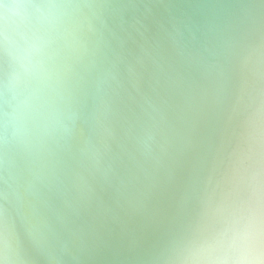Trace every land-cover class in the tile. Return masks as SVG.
Here are the masks:
<instances>
[{
  "label": "water",
  "instance_id": "95a60500",
  "mask_svg": "<svg viewBox=\"0 0 264 264\" xmlns=\"http://www.w3.org/2000/svg\"><path fill=\"white\" fill-rule=\"evenodd\" d=\"M46 1L35 14L43 17L41 39L50 41L44 51L55 56L49 79H58L67 66L79 71L53 119L51 108L59 83L52 88L47 87L46 78L32 83L31 90L16 102L15 127L7 139L15 142L21 158L28 150L19 165L15 159L13 166L0 163V207L13 233L14 262L169 264L188 235V227L182 226L188 224L190 207L182 221L184 203L181 211L180 205L166 217L157 216L155 210H148L138 186H128L125 169L141 155L146 142L143 132L160 124V142L169 135V124H174L173 74L169 69L162 78L161 65L166 58L174 59L201 72L209 63L232 54L231 37L239 42L241 34L256 26L264 15V0L248 10L250 13L244 9L254 5L252 0ZM67 2L72 5L69 10ZM239 15L242 29L230 35L229 27ZM70 33L72 39L68 40ZM95 40V49H85ZM226 46L230 48L225 51ZM160 90L169 93L157 100ZM28 101L31 138L28 122L19 115L20 103ZM151 113V124L145 130ZM51 120L53 131L65 138L53 165L47 168L36 154ZM212 149L201 164L194 197L200 196L198 188L203 191L199 185L208 175ZM118 180L122 185L116 191L113 187ZM105 182L110 185L104 198L101 187ZM30 199L40 212L48 202L56 205L34 225ZM28 235L32 243L20 249V244H27Z\"/></svg>",
  "mask_w": 264,
  "mask_h": 264
},
{
  "label": "bare ground",
  "instance_id": "6f19581e",
  "mask_svg": "<svg viewBox=\"0 0 264 264\" xmlns=\"http://www.w3.org/2000/svg\"><path fill=\"white\" fill-rule=\"evenodd\" d=\"M252 1L254 5H248L245 12L259 3ZM44 3L48 2L0 0V163L4 165L13 166L14 159L19 165L28 150L21 158L15 142L13 145L7 139L15 127L17 100L31 90L32 83L39 84L45 78L48 88L59 83L60 91L51 108L53 119L79 71L67 66L58 79L50 81L55 56L44 51L50 41L41 39L39 28L43 17L35 14ZM66 7L71 9L70 2ZM241 18L239 15L232 21L230 35L242 29L238 27ZM255 25L250 32L240 35L239 42L232 36L229 43H233L234 52L209 63L201 72L174 59L171 62L166 58L161 65L162 78L169 69L173 74L174 124H169V135L160 142H157L160 124L143 132L146 142L141 155L136 161H129L130 168L125 169L128 186L131 189L138 186L148 210H155L157 216L166 217L180 205L181 211L184 203L182 221L190 207L188 224L182 226L188 227V235L169 264H264V15ZM71 39L70 33L68 40ZM97 41L90 42L85 49H95ZM229 48L226 46L225 51ZM167 93L158 91L156 99ZM30 102L20 103L19 108V115L28 122L29 138ZM32 111L36 117L34 107ZM151 121L152 113L145 130ZM64 138L53 131L51 120L36 154L39 162L44 161V167L53 165ZM211 147L213 158L208 163V175L199 185L203 191L198 188L200 196L194 197L201 164ZM109 185L105 182L101 187L104 198ZM119 185L122 183L118 180L113 190L117 191ZM106 201L110 206V200ZM30 203L29 215L34 225L39 216L56 205L48 202L40 212L36 201L30 199ZM12 235L0 207V264H16ZM27 239L26 245L18 246L20 249L30 246L32 237L28 235ZM47 252L56 260L53 253Z\"/></svg>",
  "mask_w": 264,
  "mask_h": 264
}]
</instances>
